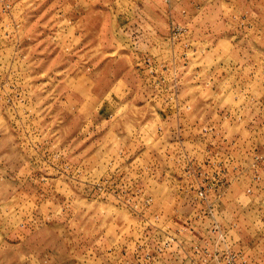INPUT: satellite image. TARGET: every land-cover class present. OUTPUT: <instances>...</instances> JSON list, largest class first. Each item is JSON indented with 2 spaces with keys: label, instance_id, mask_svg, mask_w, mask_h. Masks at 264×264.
Instances as JSON below:
<instances>
[{
  "label": "rangeland",
  "instance_id": "rangeland-1",
  "mask_svg": "<svg viewBox=\"0 0 264 264\" xmlns=\"http://www.w3.org/2000/svg\"><path fill=\"white\" fill-rule=\"evenodd\" d=\"M0 264H264V0H0Z\"/></svg>",
  "mask_w": 264,
  "mask_h": 264
}]
</instances>
